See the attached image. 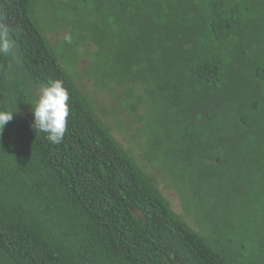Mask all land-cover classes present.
<instances>
[{"label":"trees","instance_id":"trees-1","mask_svg":"<svg viewBox=\"0 0 264 264\" xmlns=\"http://www.w3.org/2000/svg\"><path fill=\"white\" fill-rule=\"evenodd\" d=\"M0 18L16 44L0 55V110L13 111L0 264H264V0H0ZM44 27L64 33L63 53L94 45L89 76L115 111L144 107L139 131L185 216L96 116ZM52 80L69 94L55 145L31 112Z\"/></svg>","mask_w":264,"mask_h":264},{"label":"rangeland","instance_id":"rangeland-1","mask_svg":"<svg viewBox=\"0 0 264 264\" xmlns=\"http://www.w3.org/2000/svg\"><path fill=\"white\" fill-rule=\"evenodd\" d=\"M43 33L56 51L62 66L71 74L79 91L89 100L96 116L107 126L115 140L131 158L135 159L144 172L148 176L154 175L156 177L157 188L170 203L173 211L185 216L178 193L169 186L170 184L167 181L162 179L157 168L153 167L154 156L151 155L152 145L148 136L139 131L144 128L143 122L139 119V116L146 114L144 107L139 106L137 113L131 111L128 107H119L120 109L115 111L116 101L110 89L98 83L94 77L89 76L92 66L90 56L95 49L94 45L88 44L86 49L80 47L79 51L83 52L75 57L72 56L73 54L61 51L60 46L65 37L63 32H51L44 27ZM40 90H34L37 99ZM130 101L131 99L129 98L124 100V102ZM146 155H149L148 161H144Z\"/></svg>","mask_w":264,"mask_h":264},{"label":"clouds","instance_id":"clouds-1","mask_svg":"<svg viewBox=\"0 0 264 264\" xmlns=\"http://www.w3.org/2000/svg\"><path fill=\"white\" fill-rule=\"evenodd\" d=\"M12 30L0 18V55L14 54L16 47L11 35ZM67 40L70 42L71 38ZM69 94L61 80H52L44 86L31 112L34 116L33 128L46 133V139L52 144H60L66 134L69 117ZM13 120V111L0 110V134Z\"/></svg>","mask_w":264,"mask_h":264}]
</instances>
